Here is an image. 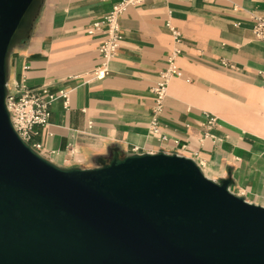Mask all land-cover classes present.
Here are the masks:
<instances>
[{"label":"crops","instance_id":"crops-1","mask_svg":"<svg viewBox=\"0 0 264 264\" xmlns=\"http://www.w3.org/2000/svg\"><path fill=\"white\" fill-rule=\"evenodd\" d=\"M120 0H38L7 61V87L66 92L35 127L36 153L63 170H93L115 157L175 154L216 183L264 207V42L252 33L264 0H144L120 19L109 74L92 80L103 32L87 29ZM181 33L177 45L167 24ZM174 48L178 74L150 134L152 88ZM225 62L233 68L222 65ZM209 117L216 123L210 129Z\"/></svg>","mask_w":264,"mask_h":264},{"label":"water","instance_id":"water-1","mask_svg":"<svg viewBox=\"0 0 264 264\" xmlns=\"http://www.w3.org/2000/svg\"><path fill=\"white\" fill-rule=\"evenodd\" d=\"M38 0H0V264H264V207L175 154L63 170L15 132L7 61Z\"/></svg>","mask_w":264,"mask_h":264},{"label":"built area","instance_id":"built-area-1","mask_svg":"<svg viewBox=\"0 0 264 264\" xmlns=\"http://www.w3.org/2000/svg\"><path fill=\"white\" fill-rule=\"evenodd\" d=\"M144 0H120L112 10L100 21L94 23L87 29L88 35L102 31L103 39L98 47L101 58L99 67L92 72V80H102L109 74V64L116 57L122 42V29L120 19L125 11L132 6L140 5ZM252 33L256 40L264 42V16L253 15L251 18ZM171 35L177 45L181 41V33L174 27L167 24ZM180 54L178 48H174L168 57L167 67L157 78V82L151 90L153 95V116L150 123V134L159 137L166 142L167 137L161 133L159 118L164 111V103L168 95L170 81L178 74L179 68L176 65V58ZM222 65L233 68L229 64L222 62ZM64 99L65 106H68V95L66 92L52 94L46 88L33 90L26 86L22 80L14 85V92L8 89L6 97V108L10 116L11 124L18 136L33 150L37 145L32 143L34 128L47 127L49 125L50 107L57 99ZM216 123L214 117H209L206 125L207 129Z\"/></svg>","mask_w":264,"mask_h":264}]
</instances>
